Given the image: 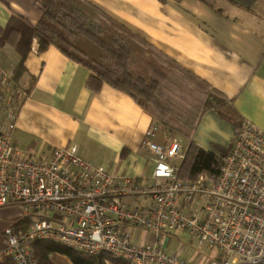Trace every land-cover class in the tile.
Returning <instances> with one entry per match:
<instances>
[{"label":"built area","instance_id":"obj_1","mask_svg":"<svg viewBox=\"0 0 264 264\" xmlns=\"http://www.w3.org/2000/svg\"><path fill=\"white\" fill-rule=\"evenodd\" d=\"M24 95L13 68L0 64V207L18 203L34 220L18 234L5 230L4 253L15 264H40L35 242L52 241L128 264H196L162 243V234L186 232L212 251L207 264H264V131L243 119L233 132L218 176L180 178L185 149L156 122L143 136L153 168L146 178L113 174L83 159L75 144L47 154L13 143ZM124 197L147 200L129 205ZM137 230L152 236L138 243Z\"/></svg>","mask_w":264,"mask_h":264},{"label":"crops","instance_id":"obj_2","mask_svg":"<svg viewBox=\"0 0 264 264\" xmlns=\"http://www.w3.org/2000/svg\"><path fill=\"white\" fill-rule=\"evenodd\" d=\"M36 1L0 0V26L11 16L34 26L40 17ZM89 1L219 90L242 120L249 119L264 131V0ZM17 61L13 48L0 47V64L14 68ZM23 66L17 82L24 95L13 131L17 147L47 154L53 147L75 144L83 159L113 174L137 180L150 175L153 165L142 140L155 119L127 93L107 83L91 91L85 85L89 70L52 45L39 53L32 45ZM163 131L161 127L156 141L162 140ZM232 134L229 121L209 109L199 119L192 140L216 151L228 146ZM123 201L141 206L147 200L124 197ZM25 215L18 203L0 207V264H15L4 253L5 230L21 232L15 223ZM136 234L138 243L152 239L143 230ZM184 234L163 233L162 243L196 264H207L213 252L200 248L192 256L193 241L183 242ZM47 261L73 264L58 252L48 254Z\"/></svg>","mask_w":264,"mask_h":264},{"label":"trees","instance_id":"obj_3","mask_svg":"<svg viewBox=\"0 0 264 264\" xmlns=\"http://www.w3.org/2000/svg\"><path fill=\"white\" fill-rule=\"evenodd\" d=\"M36 7L40 17L34 26L13 16L0 26V47L8 45L18 55L15 82L31 46L39 53L52 45L89 70L88 89L95 92L107 83L127 93L169 136L187 141L177 166L180 178L218 176L228 147L205 149L192 134L209 109L229 121L233 132L240 126L242 119L224 94L89 0H37ZM34 218L30 212L15 224L23 232ZM32 248L40 264H49L48 254L53 252L66 255L73 264H128L104 252L92 255L52 241L35 242Z\"/></svg>","mask_w":264,"mask_h":264},{"label":"rangeland","instance_id":"obj_4","mask_svg":"<svg viewBox=\"0 0 264 264\" xmlns=\"http://www.w3.org/2000/svg\"><path fill=\"white\" fill-rule=\"evenodd\" d=\"M171 137H174V138H177L180 140L181 142V146L185 149L186 148V144H187V141L185 139H183L182 137H180L179 135H175V136H171ZM219 146V145H218ZM221 147L222 149L224 148V146H219ZM182 241L183 242H190V237L187 235V234H184L183 238H182ZM174 242H172L170 244V247L174 246L173 245ZM191 251H192V256L196 255L197 253L201 252L202 250L197 246L196 242H191ZM190 259V258H189Z\"/></svg>","mask_w":264,"mask_h":264}]
</instances>
